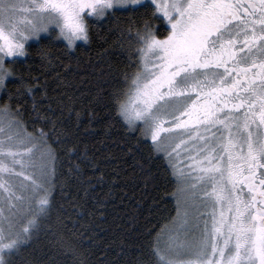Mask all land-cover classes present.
<instances>
[{
  "label": "snow or ice",
  "instance_id": "snow-or-ice-1",
  "mask_svg": "<svg viewBox=\"0 0 264 264\" xmlns=\"http://www.w3.org/2000/svg\"><path fill=\"white\" fill-rule=\"evenodd\" d=\"M27 3L0 0V53L53 23L77 32L85 9L104 16L114 3L141 0ZM157 11L168 34L158 37L152 20L128 29L142 57L131 78L125 74L126 89L112 93L116 116L148 144L150 158L166 160L177 183L175 215L150 237L149 260L137 264H264V0H156L150 15ZM32 79L17 87H46V79ZM4 107L0 261L12 264L41 231H52L56 247L88 264L74 234L65 233L72 231L66 222L79 223L73 214L87 213L93 187L80 161L97 169L95 158L67 147L70 134L54 118H41L47 131L29 132L20 107Z\"/></svg>",
  "mask_w": 264,
  "mask_h": 264
},
{
  "label": "trees",
  "instance_id": "trees-1",
  "mask_svg": "<svg viewBox=\"0 0 264 264\" xmlns=\"http://www.w3.org/2000/svg\"><path fill=\"white\" fill-rule=\"evenodd\" d=\"M152 9L150 3L113 8L101 19L87 18L89 44L79 42L69 51L66 43L50 32L28 42L25 56L7 61L17 75H10L7 87L0 90V106H19L29 132L47 131L51 125L41 118H54L56 127L70 134L67 147L75 145L79 152L87 150L95 158L98 170L80 161L93 187L87 213L79 217L73 214L79 223L66 222L72 231L65 233L74 234L88 264L148 261L150 237L166 216L175 215L176 177L164 158L149 157L148 144L137 142L138 133L127 129L113 106V89H126L125 74L131 78L142 46L135 41L129 44L128 29L135 32L144 27L145 20H152L155 34L167 35L166 22L157 12L153 18ZM35 76L40 77V85L46 79V87L38 86L34 93L17 87L21 78L24 84H35ZM72 161H76L75 156ZM70 166L66 160L62 171L67 174ZM57 201L65 203L59 197ZM12 264H79V258L56 247L52 231H41L12 258Z\"/></svg>",
  "mask_w": 264,
  "mask_h": 264
},
{
  "label": "clouds",
  "instance_id": "clouds-1",
  "mask_svg": "<svg viewBox=\"0 0 264 264\" xmlns=\"http://www.w3.org/2000/svg\"><path fill=\"white\" fill-rule=\"evenodd\" d=\"M97 19L103 18V16L99 15L97 12H93ZM81 28L77 32H71L67 28H62V25L59 23H53L56 24L59 27V32L56 34V38L63 37L66 41V46L69 51L76 49L77 41H83L85 44H89L91 42V33H90V26H89V20L86 19L83 15L81 18ZM47 29H43L41 31H47ZM37 32L35 34H29L25 36L21 41V47L15 49L12 53H6L7 55L11 56L13 54H18L20 56H25L29 49L25 47V42L30 37H38L40 32ZM44 56H47V53H44ZM10 75H16L14 68L12 66H9V63H5V57L2 61H0V90H3L5 87H7V78ZM0 264H4L3 261H0Z\"/></svg>",
  "mask_w": 264,
  "mask_h": 264
},
{
  "label": "rangeland",
  "instance_id": "rangeland-1",
  "mask_svg": "<svg viewBox=\"0 0 264 264\" xmlns=\"http://www.w3.org/2000/svg\"><path fill=\"white\" fill-rule=\"evenodd\" d=\"M141 1H143V0H141ZM147 1H149L154 7H156V0H147ZM11 2H16V3H21V2H23V1H21V0H11ZM163 2H167V0H163ZM24 3V2H23ZM25 4V6H29V5H27L26 3H24ZM128 6H133V4H127V5H119V4H113L110 8H106L104 11H105V13L106 12H108V11H110L111 9H113V8H124V7H128ZM84 11H88L87 12V18H97V16L93 13V12H91V11H89L88 9L86 10H84ZM158 12V14L164 19V21L166 22V24H167V20H166V18H164L163 17V13H160L159 11H157ZM83 15V14H82ZM85 17V18H86ZM86 18V19H87ZM168 25V30H170V24H167ZM54 33L55 35L59 32V27L56 25V24H50L49 26H48V30L47 31H41L40 32V34H39V36H41V35H47V34H49V33ZM167 34H168V32H167ZM38 36V37H39ZM38 37H30V38H28L27 40H26V42H25V47H26V45H27V43L28 42H30V41H32V40H35L36 38H38ZM163 38V37H162ZM60 40H63L65 43H66V41L64 40V38L63 37H60L59 38ZM79 42H83V41H77V43H79ZM143 47V46H142ZM0 54H3L4 55V57H5V63H7V61H6V59H13V58H21V57H23V56H20V55H18V54H13V55H11V56H9V55H7L6 53H0ZM142 57V52L140 51V54H139V57H138V59H140ZM136 70V69H135ZM129 95H131L130 93H129ZM128 97L127 96H124V98H123V100H126ZM6 111V109L4 108V107H1L0 106V114H2V113H4Z\"/></svg>",
  "mask_w": 264,
  "mask_h": 264
},
{
  "label": "flooded vegetation",
  "instance_id": "flooded-vegetation-1",
  "mask_svg": "<svg viewBox=\"0 0 264 264\" xmlns=\"http://www.w3.org/2000/svg\"><path fill=\"white\" fill-rule=\"evenodd\" d=\"M21 1H23L24 3H26L27 5H28V3H27V0H21ZM145 3H150L149 1H147V0H143V1H141V3L140 4H145ZM140 4H133V6H137V5H140ZM151 4V3H150ZM152 5V4H151ZM30 6V5H29ZM155 8V7H154ZM87 10V9H86ZM87 12L88 11H84L82 14H83V16L84 17H86L87 15ZM158 13V12H157ZM159 15V14H158ZM87 18V17H86ZM166 24V23H165ZM166 27H167V29L169 28L168 27V25L166 24ZM165 37V36H164ZM160 38H162V37H160ZM142 47V46H141ZM141 47H140V49H139V52H138V55L140 54V51H141ZM10 60V59H9ZM6 61H8V59H6Z\"/></svg>",
  "mask_w": 264,
  "mask_h": 264
}]
</instances>
